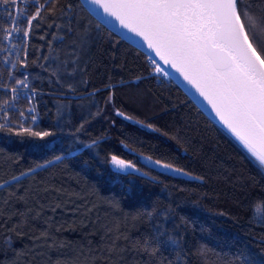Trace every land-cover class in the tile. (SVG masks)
I'll use <instances>...</instances> for the list:
<instances>
[{
  "label": "trees",
  "instance_id": "1",
  "mask_svg": "<svg viewBox=\"0 0 264 264\" xmlns=\"http://www.w3.org/2000/svg\"><path fill=\"white\" fill-rule=\"evenodd\" d=\"M39 2L48 7L46 0ZM59 3L72 7L51 17L41 9L44 17L33 21L16 67H5L13 73L10 82L23 78L25 70L18 63L21 58L31 64L44 55L51 59L67 51L59 38L49 47L53 33L61 37L66 31V27H48L53 23L67 26L71 21L74 28L99 25V32L92 33L97 37L94 60L78 77L86 83H78L76 93L68 97H58L47 79L37 78L47 74L38 64H31L29 83L42 94L31 102L22 97L20 106L34 105L37 121H19V110L0 121L10 120L9 127L23 124L33 131L54 133L40 138L17 135L22 131L19 127L12 132L0 130V181H9L8 187L0 188V201L12 197L6 206H0V238L8 233L13 239L12 247L0 252V262L44 264V259L50 258L67 264H105L109 255L105 247L117 235L116 228L136 240L157 224L168 229L166 235L183 237L179 258L174 246L165 244L157 260L247 264L242 252L254 253L257 261L264 259V171L254 158L172 76L155 73L149 54L99 21L81 0ZM252 3L257 10L264 6V0ZM35 8L31 6L30 15ZM5 25L6 20L0 17V28ZM5 95L2 92L0 98ZM116 109L124 116H117ZM93 140L97 141L95 147H85ZM113 155L134 164L135 169L117 172L111 162ZM156 161L170 164L172 169ZM173 168H184L204 179H192ZM28 169L33 171L20 176ZM13 176H20L19 182L12 181ZM25 190L31 195L39 193L41 204L63 207L55 213L45 208L25 228L27 235H17L12 229L19 219L13 213L24 211L25 204L18 197L29 195ZM49 217L54 225L52 235L63 245L54 249L32 239L33 230L38 235L48 227L45 220ZM180 217L186 218V223L181 224ZM109 227L112 232L107 231ZM117 243L124 246L122 240ZM198 248L205 254H198ZM40 253L46 257L38 258ZM146 260L147 256L134 251L124 253V264Z\"/></svg>",
  "mask_w": 264,
  "mask_h": 264
},
{
  "label": "snow or ice",
  "instance_id": "2",
  "mask_svg": "<svg viewBox=\"0 0 264 264\" xmlns=\"http://www.w3.org/2000/svg\"><path fill=\"white\" fill-rule=\"evenodd\" d=\"M2 2L15 4L16 0H2ZM85 2L104 24L115 27L118 21L121 29L127 30L119 31L118 34L122 39L133 40L134 37L130 33L135 34V37L142 38V40L135 39V43L143 46L146 42L147 48L152 50L164 65L175 69L183 80L187 81L188 85H191L199 96L207 101V105L211 106L210 110L215 113L222 126L230 132L250 157L254 158L260 170L264 171V6L257 10L252 0H85ZM46 3L48 7H45V4H39L35 12L27 19V25L23 31L24 37H30L33 21H37L38 18L43 19L44 13L41 9H44V12L51 17L56 15L58 10L63 11L72 7L71 4H60L59 0H46ZM101 8L106 15H101ZM112 17L115 20L111 19ZM36 26L39 27V24ZM53 26L58 29L66 27V31L61 37L53 33L52 40L48 41L49 47L52 46L53 40L59 38L67 51L51 59L44 55L31 61V64H38L47 74L43 78L39 76L37 78L47 79L48 83L56 89L58 97H68L69 93H76L78 83H86L82 79L78 80V77L86 73L94 60L92 49L96 46L97 37L92 33L99 32V25L93 28L81 24L78 28H74L71 21L67 26L54 23L48 25V27ZM0 32L5 33L6 38L10 39L14 33L20 32V28L13 21L10 29L0 28ZM24 55L27 56V49L24 50ZM41 60L44 63H40ZM18 63L25 72L22 79L15 80L19 88L13 87L11 91L15 94L20 89H28L27 99L31 102L36 96L42 94V90L28 83L27 69L31 66L29 61L21 58ZM152 64L155 73L163 76L173 75L161 67L155 59ZM13 67H16V63H13ZM111 100L110 96L108 102ZM32 111L34 109L30 108L29 112ZM115 114L124 116V113L118 109L115 110ZM20 115L23 117L24 113ZM126 118L131 119V117ZM31 119L33 123L36 122L35 116ZM9 124H11L10 120L0 123V130L6 129L12 132L15 131V127H19L22 131L17 132V135L27 133L40 138L54 135L52 131H33L31 128H25L23 124L15 127H9ZM147 127L152 128V125ZM96 143L97 141L93 140L85 147H95ZM56 159L59 160L60 156ZM111 162L117 172H123L129 168L135 169L134 164H127L115 155L111 157ZM156 164H160V161H156ZM162 166L172 169L170 164ZM32 171L28 169L27 172L20 173V176ZM173 171L188 175L192 179H204L202 176H192L184 168H175ZM20 176H13L11 180L19 182ZM8 186L9 181H0V188ZM25 192L29 195L18 197L25 204L24 211L13 213L19 219L12 229V232L17 235H27L25 228L30 227L31 220L39 218L45 208L55 213L57 208L63 207L58 203L41 204L37 199L39 193L31 195L30 190ZM15 195L12 193V196ZM11 198L9 197V200ZM9 200L0 201V206H6ZM29 200L35 203L30 204ZM164 218H169L167 213ZM50 220V217L45 220L48 227L39 230L38 235L33 230L32 239L37 245L43 241L44 248L54 249L63 245L52 235L51 229L54 225L50 223ZM180 221L184 224L186 218L180 217ZM107 231L112 232L113 228L109 227ZM115 232L117 235L105 247V252L109 254L105 258V264H124V253L131 251L148 257L146 261H133L132 264H174L172 260L156 259L160 255L161 246L165 244L174 246L173 250L178 258L183 254L181 247L183 237L166 235L168 229L161 228L159 224L155 225L148 235L136 240L125 234L121 228H116ZM161 237L165 239L161 240ZM121 240L124 242L123 247L117 243ZM12 243V235L5 233L3 238H0V252L10 249ZM197 253L203 255L205 250L198 248ZM241 256L247 264H264V259L257 261L254 253L242 252ZM45 257V253H40L38 258ZM44 264H67V262L45 258Z\"/></svg>",
  "mask_w": 264,
  "mask_h": 264
},
{
  "label": "built area",
  "instance_id": "3",
  "mask_svg": "<svg viewBox=\"0 0 264 264\" xmlns=\"http://www.w3.org/2000/svg\"><path fill=\"white\" fill-rule=\"evenodd\" d=\"M39 4V0H16L15 4L11 2L5 4L0 0V17L6 20L4 29H10V25L13 21H15L20 28V32L14 33L10 39L6 38L5 33H2L1 36L0 97L2 92L6 93V95L3 98H0V121L8 119L10 113L15 110H19L18 117L21 122L33 123L31 119L32 116L36 117V121L38 119V111L34 105L26 104L22 107L20 106V101L23 103L22 97L28 95V89H20L18 93H12L11 89L13 87L19 88V86L15 84V81L13 83L10 82L13 73L6 71L5 67L10 66L11 68H14L13 63H16L17 65V58H19L24 48L25 41L27 40L23 35V31L26 28L25 25H27V19L31 17V6L37 7ZM30 108L34 109V111L29 112ZM22 112L24 113L23 117L20 115Z\"/></svg>",
  "mask_w": 264,
  "mask_h": 264
},
{
  "label": "water",
  "instance_id": "4",
  "mask_svg": "<svg viewBox=\"0 0 264 264\" xmlns=\"http://www.w3.org/2000/svg\"><path fill=\"white\" fill-rule=\"evenodd\" d=\"M82 3L84 4V6L99 20H100V17H98L93 11H91V8L86 4L85 0H81ZM92 7H97V6H92ZM100 13L101 15H106L103 13V9L101 8L100 9ZM111 19L115 20L114 17H112ZM103 23V21H101ZM104 24V23H103ZM107 27H109L112 31H114L116 34L119 33V31H127V30H124V29H121V26L119 25V22L116 21L115 23V27H113L112 25H107L105 24ZM119 35V34H118ZM134 37L133 40H127L129 42H131L132 44L136 45L138 48H140L141 50L145 51L147 54H149L153 59H155L160 65L161 67H163L165 70H167L168 72L170 73H173V75H171L181 86L183 89H185L187 91V93L199 104V106L206 112L208 113L215 121H217L221 126L222 124L219 122V119L218 117L215 116V113L212 112L210 110L211 106L210 105H207V101H205L203 99V97H200L199 96V93H197L195 91L194 88H192L191 85H188L187 81H184L183 80V77L176 72L175 69H172L170 68V66L168 65H164L163 64V61H160L159 60V57H156L155 56V53L152 51V50H149L147 48V45H146V42L143 44V46H141L140 44H137L135 43V39H140L142 40V38H139V37H135V34H131ZM120 36V35H119ZM224 127V126H222ZM225 128V127H224ZM226 129V128H225ZM227 130V129H226ZM228 131V130H227ZM229 132V131H228ZM230 133V132H229Z\"/></svg>",
  "mask_w": 264,
  "mask_h": 264
},
{
  "label": "rangeland",
  "instance_id": "5",
  "mask_svg": "<svg viewBox=\"0 0 264 264\" xmlns=\"http://www.w3.org/2000/svg\"><path fill=\"white\" fill-rule=\"evenodd\" d=\"M33 13H34V12H33ZM33 13H32V14H33ZM32 14H31V15H32ZM26 24H27V23H26ZM25 27H26V25H25ZM27 39H28V38H27ZM126 163H127V162H126ZM127 164H128V163H127ZM159 165H161V166H162V165H165V164H163V163H160ZM173 169H174V168H173Z\"/></svg>",
  "mask_w": 264,
  "mask_h": 264
}]
</instances>
